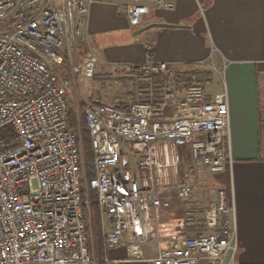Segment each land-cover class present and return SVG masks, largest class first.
Returning <instances> with one entry per match:
<instances>
[{
  "label": "built area",
  "instance_id": "1",
  "mask_svg": "<svg viewBox=\"0 0 264 264\" xmlns=\"http://www.w3.org/2000/svg\"><path fill=\"white\" fill-rule=\"evenodd\" d=\"M131 1L136 28L149 15L147 3L162 5ZM92 4L0 0V264H99L90 250L94 204L107 251L126 253L101 264H238L233 190H219L202 221L164 217L165 200L189 201L198 191L197 168L213 175L232 168L225 70L212 57L187 67L157 61L152 47L144 63L110 72L98 71L103 62L94 52L76 65ZM215 72L221 91L211 96ZM81 73L129 89L118 105L86 107L90 178L80 127L69 124Z\"/></svg>",
  "mask_w": 264,
  "mask_h": 264
},
{
  "label": "crops",
  "instance_id": "2",
  "mask_svg": "<svg viewBox=\"0 0 264 264\" xmlns=\"http://www.w3.org/2000/svg\"><path fill=\"white\" fill-rule=\"evenodd\" d=\"M92 1L88 39L101 45L102 64L112 70L144 63L149 46L146 48L144 39L133 43L132 33L139 29L131 26L127 15L132 1ZM159 1L163 6L146 4L150 12L140 27L161 23L184 28L146 32L144 38L154 45L150 46L153 58L187 67L210 62L212 57L216 68L225 70L233 160L226 182L233 190L237 213V263L264 264V0ZM131 48L134 56L122 59V53ZM80 50L83 54L82 47ZM85 51L89 54L94 49L87 45ZM210 89L211 96L221 91ZM219 190L225 189L220 186ZM164 217L171 215L164 212ZM124 253L108 251L106 258L119 259ZM145 253L149 257L148 248Z\"/></svg>",
  "mask_w": 264,
  "mask_h": 264
},
{
  "label": "rangeland",
  "instance_id": "3",
  "mask_svg": "<svg viewBox=\"0 0 264 264\" xmlns=\"http://www.w3.org/2000/svg\"><path fill=\"white\" fill-rule=\"evenodd\" d=\"M58 1V6L61 7V0ZM159 7V6H158ZM139 30L142 29L141 27H137ZM133 34V43L136 45L140 41H143L147 48V46H154L153 42L149 38H144V34L141 35H135ZM89 46L94 49V53H96L98 56L100 55L99 51L101 45L96 43L91 39H88L84 36H82L78 43L75 46V64H85L86 62V56L88 55L85 51V47ZM80 47L83 48L81 54ZM77 49V50H76ZM134 49L131 48L127 52L122 53V59L127 58L130 59L134 56L135 53H131ZM93 51V50H92ZM96 51V52H95ZM87 54V55H86ZM101 56V55H100ZM69 60L71 62V59L69 57ZM218 67V66H217ZM219 68V67H218ZM60 73L68 76L69 71H64L63 67H59ZM102 69L108 70L110 72V68L100 64L98 66V71L100 72ZM120 74L116 75L119 76ZM224 79L226 81V74H224ZM106 81H110L111 78H105ZM213 82L214 85L212 87V90L214 88L215 91H219L220 87L218 86L221 82L219 75L215 72L213 75ZM210 88V87H209ZM211 91V89H210ZM128 93L129 89L126 90L120 83H107L103 81V79L98 80H91L86 79L83 76V73L77 75L76 77V85H75V92L73 95V98H70V104H71V110H72V116H73V123L75 125V128L80 127V135L83 139L84 143V161H85V171L87 174V177L90 178V171H91V162L92 157L89 153V141L86 140V134L84 132L85 129V111L86 107L94 102H102L109 105H118L123 101H126L128 99ZM80 121V125L78 123ZM90 154V155H89ZM197 177L199 180V189L198 191L192 196V198L189 201H181L177 197H172L170 199L165 200V210L164 212L170 213L171 217L167 219L168 222H174L176 220H185L187 218H192L194 221H202L203 215L205 210L209 207V204L211 201L215 198V195L217 194L219 187L222 186L223 189H225L229 193V188L227 187V172L213 175L208 172L203 167L197 168ZM86 185V184H85ZM91 199H93V194L90 193ZM96 207L92 205V221H91V233H92V245H90L91 253L93 254V257L97 261H99V264H101V256H100V245L101 242L104 240L105 242V233L106 231L103 228L102 225V219L100 214L96 212ZM99 215V217H98ZM169 216V215H168ZM186 221V220H185ZM149 249V257L156 256V243L152 242L147 247ZM94 250V253H93ZM125 249L121 250L124 251ZM122 258H126V253L122 255ZM238 262V261H237ZM239 264V263H238Z\"/></svg>",
  "mask_w": 264,
  "mask_h": 264
},
{
  "label": "trees",
  "instance_id": "4",
  "mask_svg": "<svg viewBox=\"0 0 264 264\" xmlns=\"http://www.w3.org/2000/svg\"><path fill=\"white\" fill-rule=\"evenodd\" d=\"M74 121H73V116H72V114H71V118H70V122H69V124H70V127L71 128H75V125H74V123H73ZM84 132H85V134H86V140H88L89 141V153L91 154V157H92V148H91V144H90V134H89V131H88V128L85 126V129H84ZM89 154V155H90ZM93 199L95 200L96 199V195L95 194H93ZM94 204V203H93ZM94 206L96 207L95 209H96V212H97V214L99 213L100 214V212H99V208H98V206L96 205V204H94ZM98 217H99V215H98ZM107 254H108V251H107V249H106V244H105V242H104V240L101 242V245H100V256H101V259L103 260V259H105L106 258V256H107Z\"/></svg>",
  "mask_w": 264,
  "mask_h": 264
},
{
  "label": "water",
  "instance_id": "5",
  "mask_svg": "<svg viewBox=\"0 0 264 264\" xmlns=\"http://www.w3.org/2000/svg\"><path fill=\"white\" fill-rule=\"evenodd\" d=\"M154 28H184L183 26H177V25H171V24H161V23H154L151 25H148L140 30H138L135 35H141L144 34ZM99 102H96L98 104Z\"/></svg>",
  "mask_w": 264,
  "mask_h": 264
}]
</instances>
